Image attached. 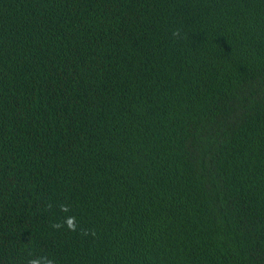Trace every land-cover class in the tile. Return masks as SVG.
Instances as JSON below:
<instances>
[{"label":"trees","instance_id":"trees-1","mask_svg":"<svg viewBox=\"0 0 264 264\" xmlns=\"http://www.w3.org/2000/svg\"><path fill=\"white\" fill-rule=\"evenodd\" d=\"M37 258L264 264V0H0V264Z\"/></svg>","mask_w":264,"mask_h":264},{"label":"clouds","instance_id":"clouds-1","mask_svg":"<svg viewBox=\"0 0 264 264\" xmlns=\"http://www.w3.org/2000/svg\"><path fill=\"white\" fill-rule=\"evenodd\" d=\"M49 207H51V204L49 205ZM61 210L63 212H68L69 206L67 205H61ZM65 223L67 225V227L69 228V230L71 231H75L76 230V223H75V217L69 216L66 218ZM62 227V225L60 223H56L53 224V228H60ZM29 264H41V259L37 258V259H32L29 261ZM43 264H54L53 260L48 259V258H43Z\"/></svg>","mask_w":264,"mask_h":264}]
</instances>
